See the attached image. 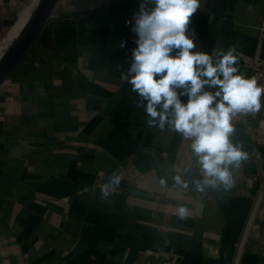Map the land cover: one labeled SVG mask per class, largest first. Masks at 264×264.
Segmentation results:
<instances>
[{
	"label": "crops",
	"instance_id": "obj_1",
	"mask_svg": "<svg viewBox=\"0 0 264 264\" xmlns=\"http://www.w3.org/2000/svg\"><path fill=\"white\" fill-rule=\"evenodd\" d=\"M34 2L0 0V54ZM140 3L58 0L0 86V264H264V144L246 130L258 113L232 118L230 141L247 153L233 186L198 191L192 141L150 125L129 83ZM193 31V52L234 48L247 79L264 59V0H199Z\"/></svg>",
	"mask_w": 264,
	"mask_h": 264
},
{
	"label": "clouds",
	"instance_id": "obj_2",
	"mask_svg": "<svg viewBox=\"0 0 264 264\" xmlns=\"http://www.w3.org/2000/svg\"><path fill=\"white\" fill-rule=\"evenodd\" d=\"M198 8L199 0H141L134 23L129 22L138 37L134 40L137 47L132 50L129 83L141 97L137 106L144 107L147 101L150 125L158 123L163 128L167 124L192 141L191 149L203 177L193 182L197 190L219 184L228 190L234 183L230 166L239 167L247 159V153L230 141L232 118L241 112H258L264 86H258L254 77L246 79L237 74L234 48L226 53L214 50V55L192 51L195 33L187 34L188 25ZM174 49L177 51L172 55ZM206 87L218 90L210 92ZM185 95L187 103L180 99ZM121 178L113 176L103 185L102 199L110 195L109 188L119 185ZM175 179L187 187L179 176ZM187 213L185 207L178 209L181 219Z\"/></svg>",
	"mask_w": 264,
	"mask_h": 264
},
{
	"label": "water",
	"instance_id": "obj_3",
	"mask_svg": "<svg viewBox=\"0 0 264 264\" xmlns=\"http://www.w3.org/2000/svg\"><path fill=\"white\" fill-rule=\"evenodd\" d=\"M58 0H35L28 19L0 58V86L23 61L48 21Z\"/></svg>",
	"mask_w": 264,
	"mask_h": 264
},
{
	"label": "built area",
	"instance_id": "obj_4",
	"mask_svg": "<svg viewBox=\"0 0 264 264\" xmlns=\"http://www.w3.org/2000/svg\"><path fill=\"white\" fill-rule=\"evenodd\" d=\"M250 76L249 78H255L258 86H264V59L259 56H254L249 63ZM261 108L258 113V124L256 126H248L246 128L247 134L249 135L251 142L255 145L264 144V93H262L261 98ZM240 119L243 120V116L240 115ZM238 119V118H237ZM255 156V152L251 154ZM264 201V180L260 186L259 193L257 196V203L259 201ZM241 245L238 248L240 253ZM239 255V254H237Z\"/></svg>",
	"mask_w": 264,
	"mask_h": 264
},
{
	"label": "bare ground",
	"instance_id": "obj_5",
	"mask_svg": "<svg viewBox=\"0 0 264 264\" xmlns=\"http://www.w3.org/2000/svg\"><path fill=\"white\" fill-rule=\"evenodd\" d=\"M33 7H34V5H32L31 8H29L26 16L21 19L20 24L16 28H14L13 31L11 32V36H10L11 37V42L14 39V37L18 34V32L20 31V29L22 28V26L25 24V22L28 19L29 14L32 11ZM1 56H2V54H0V58H1Z\"/></svg>",
	"mask_w": 264,
	"mask_h": 264
}]
</instances>
